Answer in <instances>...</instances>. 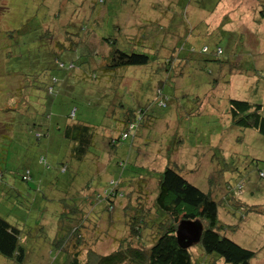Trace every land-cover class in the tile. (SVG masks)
Returning <instances> with one entry per match:
<instances>
[{"label":"rangeland","instance_id":"1","mask_svg":"<svg viewBox=\"0 0 264 264\" xmlns=\"http://www.w3.org/2000/svg\"><path fill=\"white\" fill-rule=\"evenodd\" d=\"M260 11L264 0H0V216L22 224L24 264H56L51 240L80 223L83 242L67 249L81 264L89 248L116 250L129 234L126 208L152 207L167 167L209 193L226 236L264 264V137L227 114L229 99L264 102ZM106 39L152 61L110 80L96 69ZM70 113L97 128L101 152L82 163L59 155L65 173L34 136ZM111 183L124 196L106 210L91 195L105 198ZM188 248L194 264L210 261L198 242Z\"/></svg>","mask_w":264,"mask_h":264},{"label":"trees","instance_id":"2","mask_svg":"<svg viewBox=\"0 0 264 264\" xmlns=\"http://www.w3.org/2000/svg\"><path fill=\"white\" fill-rule=\"evenodd\" d=\"M104 1L98 0V3ZM260 15L264 19L263 11H260ZM106 40L109 51L107 55L102 57L104 61L101 62L102 65L99 64L96 69L110 80L116 76L119 78L118 71L120 68L145 66L152 61V58L146 54L117 49L113 46L114 42H110V39ZM94 61L93 58L88 63L93 66L92 62ZM73 68L74 66L70 65L69 69ZM261 77L264 78V74ZM71 113L75 115V111ZM71 113L69 119L61 126L56 125L54 127L53 134H50L51 128H47L41 135L34 136L37 140L44 137L48 139L47 146L41 151V155H49V157L46 156L49 160L54 157V163L59 165L61 172L65 173L70 169L65 162L57 161L59 155L62 159L67 155L69 160L82 163L89 154L99 156L101 152L96 147L98 143L95 142L97 128L73 119ZM227 114L229 124L233 127L241 130H254L264 137L263 101L250 102L229 99ZM133 119L134 117L131 118V121L129 119L123 123H132L135 120ZM127 127L125 134H127ZM122 136L121 140L129 139V136L123 138ZM56 142L57 144H55ZM109 144L114 147L115 142ZM91 147L94 148L93 151L90 150ZM46 151H49L51 155L47 154ZM121 162L123 161L117 162L119 167L124 164ZM41 164L48 167V162ZM43 178L46 179V176ZM21 179L24 182L30 179L28 170L24 172ZM51 181L57 183L59 178H53ZM120 188L119 183H111L104 192L105 198L102 199L101 194L100 197L92 194V201L95 199L105 203L106 210H108L109 207L113 206L114 198L119 195L124 196ZM79 207V205L74 206L70 212L78 213ZM218 207L217 202L209 193L194 186L177 169L167 167L159 175L152 207H147L141 203L139 206L126 208L131 210L127 225L129 233L127 239L116 250L107 255L99 254L89 248L83 264H194L193 255L188 250V246L179 243L176 236L178 226L185 220L197 221L201 225L202 231L198 245L203 254L211 258V264H217V262L222 264H252L255 252L239 246L226 236L223 231L224 227L220 225L218 220ZM80 227L81 223L70 229H63L51 240L53 247L51 252L57 255L54 260L56 264H81V260L78 258L79 252L70 254L67 249L71 239H74L77 244L83 242ZM145 231H149L152 235L151 243L143 244L140 242L142 233ZM27 254L28 248L23 243L20 221H10L0 216V256L13 264H24Z\"/></svg>","mask_w":264,"mask_h":264},{"label":"water","instance_id":"3","mask_svg":"<svg viewBox=\"0 0 264 264\" xmlns=\"http://www.w3.org/2000/svg\"><path fill=\"white\" fill-rule=\"evenodd\" d=\"M202 227L197 221H182L178 226L176 236L179 243L189 246L200 240Z\"/></svg>","mask_w":264,"mask_h":264},{"label":"built area","instance_id":"4","mask_svg":"<svg viewBox=\"0 0 264 264\" xmlns=\"http://www.w3.org/2000/svg\"><path fill=\"white\" fill-rule=\"evenodd\" d=\"M164 105V104H163ZM128 137V136H131V134L129 135V132H127V134L123 135V137Z\"/></svg>","mask_w":264,"mask_h":264}]
</instances>
